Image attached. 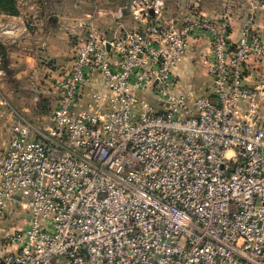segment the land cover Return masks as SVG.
<instances>
[{
  "label": "built area",
  "instance_id": "1",
  "mask_svg": "<svg viewBox=\"0 0 264 264\" xmlns=\"http://www.w3.org/2000/svg\"><path fill=\"white\" fill-rule=\"evenodd\" d=\"M165 9L119 6L144 25L112 39L82 22L53 113L36 126L15 112L0 216L29 218L4 233L1 264H264V85L247 84L264 39L248 27L232 43L228 20ZM201 38L208 96L175 74ZM7 107L0 88V121Z\"/></svg>",
  "mask_w": 264,
  "mask_h": 264
},
{
  "label": "crops",
  "instance_id": "2",
  "mask_svg": "<svg viewBox=\"0 0 264 264\" xmlns=\"http://www.w3.org/2000/svg\"><path fill=\"white\" fill-rule=\"evenodd\" d=\"M162 1L167 12L182 20L189 18L190 12L195 9L201 10L207 17L217 22L228 20L232 43L239 41L248 27H251L264 39V0ZM64 2L63 0L42 1L38 4L17 2L19 11L17 16L0 13V66L4 68L9 77L7 81L0 79V88L2 91L4 90L3 93L7 99L12 95L6 90L10 81H18L26 74H33L41 70L58 72L62 67V72L55 78L58 80L71 67L73 62L71 60L74 59L72 54L75 53L74 49L76 48L72 42L75 43V40L82 38L84 30L80 25L82 22L88 21L89 18L92 21L97 19L96 24L103 30L104 26L101 24L104 23L100 20L104 16L108 26L103 31L109 39L118 33L132 31L144 25L130 10L125 11L120 19L114 18L112 14L121 5L132 6L133 11L139 10L143 0H90V9L86 3L71 1V3L64 4ZM78 10L85 11V14L80 19H74L72 15ZM52 16L57 17L56 23L52 22ZM208 50L207 39H199L188 53L186 60L180 65L175 74L182 91H190L187 89H190L195 81L202 79V74L192 64L200 58V63L204 64ZM69 63V67L65 68ZM251 64V74L247 78V84L249 86L263 85L264 64L253 62ZM90 102L91 97H85L82 100V105L85 108ZM8 109V107L5 108L4 117L0 121L1 148L7 144L13 121L12 115H8ZM6 123H9L10 128H7ZM4 138L7 139L6 143L3 142ZM17 209L18 207L11 205L4 215L0 216V264L6 254L15 250V247L7 244L4 240V233L17 231L27 223V220H23V227L19 226L17 229L14 227L16 220L22 218L20 214L14 212Z\"/></svg>",
  "mask_w": 264,
  "mask_h": 264
},
{
  "label": "rangeland",
  "instance_id": "3",
  "mask_svg": "<svg viewBox=\"0 0 264 264\" xmlns=\"http://www.w3.org/2000/svg\"><path fill=\"white\" fill-rule=\"evenodd\" d=\"M16 3L19 2L20 4L33 2V3H41L42 1H49V0H15ZM66 2L71 1H77L81 2L83 4H87L88 8L91 7L89 5L90 0H63ZM91 4V3H90ZM90 9V8H89ZM90 11V10H89ZM92 11V10H91ZM83 14H85V11L78 10L77 13H73L72 17L74 19H80L83 17ZM100 21H102L104 24H101ZM99 23L104 26L103 30L107 28V20L104 18V16L101 17V20ZM72 44L77 47L79 45V39L75 40V43L72 42ZM76 50V48L74 49ZM75 53L73 52L72 58H74ZM197 61L194 62L192 65L197 67V70L199 73L202 74V79L199 81H195L190 89L195 95L197 96H208L210 87H211V81L209 78V74L206 68L205 63H200V59H196ZM203 60V59H202ZM73 60H71L72 62ZM70 62V63H71ZM70 63L65 66L69 67ZM62 67L59 69L58 72H52V70L46 71H36L33 74H26V76L22 77L18 81H10L9 87H6V90L10 93V97H8L10 102V107H8V115L12 114L14 118L15 112L26 117L27 119L31 120L36 126H42V119L51 115L55 108V101L57 99V90H56V84L57 78L62 72ZM0 70L5 72V76L1 79L6 80L9 78L7 72L4 70L2 66H0ZM207 73V76H206ZM204 75V76H203ZM14 77V76H13ZM5 81V82H6ZM4 91V90H3ZM8 93V94H9ZM85 99V97L83 98ZM146 101L151 104L152 106L156 107L157 103L152 99V97H148ZM81 108H84L82 105V102L80 103ZM9 123H6L7 128H10ZM7 139L4 138L3 142H5ZM6 143V142H5ZM18 214L22 218H18L19 220H16L14 227L19 228L24 226L23 220H28L29 215L27 211L22 209L21 207H18L17 211ZM15 217V216H14Z\"/></svg>",
  "mask_w": 264,
  "mask_h": 264
},
{
  "label": "trees",
  "instance_id": "4",
  "mask_svg": "<svg viewBox=\"0 0 264 264\" xmlns=\"http://www.w3.org/2000/svg\"><path fill=\"white\" fill-rule=\"evenodd\" d=\"M0 13H5L12 16L19 14L17 3L15 0H0ZM1 49V46H0Z\"/></svg>",
  "mask_w": 264,
  "mask_h": 264
},
{
  "label": "water",
  "instance_id": "5",
  "mask_svg": "<svg viewBox=\"0 0 264 264\" xmlns=\"http://www.w3.org/2000/svg\"><path fill=\"white\" fill-rule=\"evenodd\" d=\"M51 20H52V22L56 23L57 22V17L56 16H52ZM263 85H264V82H263Z\"/></svg>",
  "mask_w": 264,
  "mask_h": 264
}]
</instances>
